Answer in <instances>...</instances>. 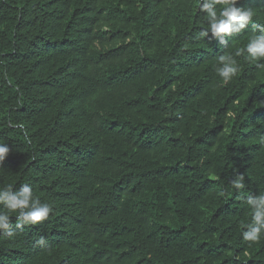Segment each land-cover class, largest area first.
<instances>
[{
    "label": "trees",
    "instance_id": "trees-1",
    "mask_svg": "<svg viewBox=\"0 0 264 264\" xmlns=\"http://www.w3.org/2000/svg\"><path fill=\"white\" fill-rule=\"evenodd\" d=\"M237 6L264 25V0ZM206 25L198 0H0V187L52 208L18 229L8 213L0 264H264V236L242 235L264 193V60L236 55L251 24L228 47Z\"/></svg>",
    "mask_w": 264,
    "mask_h": 264
},
{
    "label": "clouds",
    "instance_id": "clouds-1",
    "mask_svg": "<svg viewBox=\"0 0 264 264\" xmlns=\"http://www.w3.org/2000/svg\"><path fill=\"white\" fill-rule=\"evenodd\" d=\"M240 0H198L199 12L206 14L207 25L201 37H207L209 34L216 39L220 45L228 47L229 41L226 38L234 34L242 33L251 24L253 34L250 36L245 47L241 48L236 55L247 54V58L252 61L264 60V25L254 22L256 12L252 8L237 6ZM219 6V7H218ZM219 67L216 71L224 84H228L238 73L237 61L231 55H222L219 58ZM257 67L264 69V63ZM229 117L234 113H227ZM264 143V137L261 138ZM10 146L0 141V164L10 154ZM243 175L236 176L231 181V186L236 190L245 188ZM247 206L251 210V222L243 227L247 230L242 233L244 241L252 244L260 242L264 236V193L259 195H248ZM0 233L12 237L15 235L13 225L10 220L9 212H16L15 228H21L25 225H39L49 218L52 208L48 203H41L33 195V190L29 185H21L13 190L11 186L0 187ZM46 243L43 237L38 238L37 244Z\"/></svg>",
    "mask_w": 264,
    "mask_h": 264
}]
</instances>
